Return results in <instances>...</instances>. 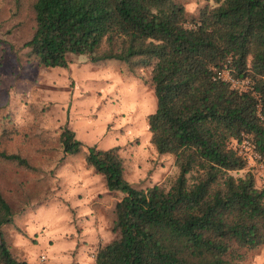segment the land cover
I'll list each match as a JSON object with an SVG mask.
<instances>
[{
  "label": "trees",
  "instance_id": "obj_1",
  "mask_svg": "<svg viewBox=\"0 0 264 264\" xmlns=\"http://www.w3.org/2000/svg\"><path fill=\"white\" fill-rule=\"evenodd\" d=\"M34 18L21 49L45 68H68L69 55L94 64L150 67L157 101L148 116L159 155H173L178 176L137 189L120 148L88 146L66 127L63 152L77 155L123 195L114 207V240L95 264H244L264 246V189L233 143L252 140L264 155V0H211L187 17L175 0H10ZM14 51V47L7 44ZM228 70L240 91L219 74ZM0 157L28 166L18 155ZM13 210L0 188V264L17 258L2 229Z\"/></svg>",
  "mask_w": 264,
  "mask_h": 264
},
{
  "label": "rangeland",
  "instance_id": "obj_2",
  "mask_svg": "<svg viewBox=\"0 0 264 264\" xmlns=\"http://www.w3.org/2000/svg\"><path fill=\"white\" fill-rule=\"evenodd\" d=\"M175 1L189 18L211 2ZM10 3L0 0V153L18 155L28 166L0 157V188L13 210L2 233L13 254L31 264H65L67 258L73 260L67 264H95L98 248L115 238L114 207L123 195L87 165L86 149L65 154L60 134L68 127L81 138L93 137L82 141L88 146L119 147L126 180L137 189L174 180L175 157L157 153L149 130L148 116L157 108L151 69L121 61L94 64L76 55H69L68 68L41 67L21 49L33 35V15ZM222 75L233 78L227 69ZM234 81L235 89H250L249 80ZM246 161V170L234 174L251 172L264 189V161ZM80 251L84 259L77 258ZM244 264H264V246Z\"/></svg>",
  "mask_w": 264,
  "mask_h": 264
},
{
  "label": "built area",
  "instance_id": "obj_3",
  "mask_svg": "<svg viewBox=\"0 0 264 264\" xmlns=\"http://www.w3.org/2000/svg\"><path fill=\"white\" fill-rule=\"evenodd\" d=\"M219 77L223 78L224 80H226L228 82H231L234 85L237 83L236 81H234L233 78H231L229 76L226 77L225 75L223 76L222 73L219 74ZM241 143H242V147H238L237 149H238L240 155L244 159H246V160L250 159L252 161H255V160L264 161V155L259 154L251 142L243 140ZM241 143H238V145H240Z\"/></svg>",
  "mask_w": 264,
  "mask_h": 264
},
{
  "label": "crops",
  "instance_id": "obj_4",
  "mask_svg": "<svg viewBox=\"0 0 264 264\" xmlns=\"http://www.w3.org/2000/svg\"><path fill=\"white\" fill-rule=\"evenodd\" d=\"M74 132H75V131H74ZM75 133H76V132H75ZM76 135H77V138L79 137V138H78L79 140H81V141H83V142H87V143H90V141H92V139H93V137H92V138H91V137H89V138L86 137V138H85L84 136L81 138V132H80V134L77 132ZM90 145H91V144H90ZM93 146H94V145H93ZM99 149H101V148H99ZM102 150H108V149L105 148V149H102ZM100 233H101V231L99 232V234H100ZM99 234H98V236H99ZM91 239H92V240H95L94 238H91ZM77 245H78V243L76 242V243L74 244L75 248L77 247ZM45 249H46V248H45ZM44 251H45V250H44ZM44 251H42V252H44ZM61 251H62V252H60V256H61V255L63 256V255H64V254H63L64 252H63V250H61ZM61 253H62V254H61ZM77 258H78V259H79V258H80V259H84V255H83V252H82V251L79 252V254L77 255ZM75 259H76V258H75ZM78 259H76V260H78ZM71 260H72V258H70V260L67 258V259L64 260V263L67 264V263L70 262ZM72 261H73V260H72ZM83 261H84V262H83ZM58 262H59V261H58ZM82 263H86V261H85V260H82ZM86 264H89V263H86Z\"/></svg>",
  "mask_w": 264,
  "mask_h": 264
}]
</instances>
